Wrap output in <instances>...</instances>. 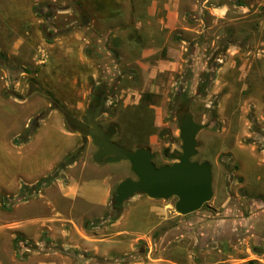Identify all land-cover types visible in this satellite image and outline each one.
Segmentation results:
<instances>
[{
  "label": "rangeland",
  "instance_id": "obj_1",
  "mask_svg": "<svg viewBox=\"0 0 264 264\" xmlns=\"http://www.w3.org/2000/svg\"><path fill=\"white\" fill-rule=\"evenodd\" d=\"M33 9L35 19L23 1L0 0V264H264V235L244 222L252 208L224 150L242 128L243 142L264 149V0H49ZM171 55L178 68L156 70ZM144 93L154 101L139 109ZM104 96L100 120L116 125L114 140L122 141L139 112L141 142L157 166L173 160L166 148L182 152L181 109L208 124L193 159L212 165V199L186 215L175 210L176 197L161 199L168 210L158 218L144 200L115 208V190L103 208L65 200L62 187L79 171L61 167L66 155L76 153L77 165L97 162L92 138L65 112L81 120ZM225 97L226 114L238 115L240 104L243 121L220 117ZM44 112L25 146L15 143ZM130 142L125 147L140 146ZM106 165L87 175L134 177L127 160ZM251 168L249 184L264 174ZM48 175L55 177L38 193L20 194L23 184Z\"/></svg>",
  "mask_w": 264,
  "mask_h": 264
},
{
  "label": "water",
  "instance_id": "obj_2",
  "mask_svg": "<svg viewBox=\"0 0 264 264\" xmlns=\"http://www.w3.org/2000/svg\"><path fill=\"white\" fill-rule=\"evenodd\" d=\"M91 110V109H90ZM102 108L97 110V116ZM68 121L83 136H90L98 147L94 153L97 162H119L127 160L130 163L134 177L120 181L115 189L113 206L119 208L130 197L137 193L146 194L151 198L170 199L176 197L175 210L186 215L199 210L214 194L212 165L207 161L193 159L197 153L198 133L208 124L195 120L190 110L181 109L177 115L182 140V152L164 154L173 158V162L157 166L153 160V152L148 147L129 149L113 141L115 125L107 132L88 112L82 121L65 112ZM91 123L88 126L86 123Z\"/></svg>",
  "mask_w": 264,
  "mask_h": 264
},
{
  "label": "crops",
  "instance_id": "obj_3",
  "mask_svg": "<svg viewBox=\"0 0 264 264\" xmlns=\"http://www.w3.org/2000/svg\"><path fill=\"white\" fill-rule=\"evenodd\" d=\"M23 1L26 8L28 9V14L31 15V18L35 19V17L32 16L33 8L36 7L38 3H44L49 0H20ZM35 5V6H34ZM34 14H36L34 12ZM38 25L41 22V20L38 18ZM169 33L172 34L173 30L177 28V21L175 20V10L172 9V11L169 10L167 14V23L165 25ZM28 33V32H27ZM174 34V33H173ZM24 35V34H23ZM19 37V42L22 43L24 41V36ZM19 45L14 46L10 52L15 53L18 51ZM150 51H147L144 53L143 56H147ZM173 54L172 52L169 53ZM172 57L164 58L159 61V65L156 70H175L178 68L180 61L178 60L177 56L171 55ZM142 97V96H141ZM141 99V98H140ZM140 103V101H139ZM139 103L137 105H139ZM240 104L236 106V112H238V115H228L226 114L227 109V98L221 99L218 104V114L220 117L224 118H237L240 121H243V108ZM242 113L240 114V112ZM235 112V113H236ZM234 113V114H235ZM232 116V117H231ZM262 119H264V115H260ZM258 119H261L258 117ZM135 122H131L130 125H133L131 129L129 128V131L127 132V135H125L122 139V141L114 140L119 145H122L125 147V144L131 143V140H138L140 143L138 147H148L150 148V144L147 142H141L144 141V133L146 132V126H143L141 128H138V126L134 125ZM115 125V124H114ZM242 125V124H241ZM129 126V124H128ZM116 128V125H115ZM242 128V126H241ZM138 132L142 133V136L138 134ZM239 132V131H238ZM247 128H242V131L239 134H235L236 142L234 145L224 149L225 152L229 153V159L231 160V163L236 164L237 168V175L238 180L241 182L239 183V187L241 188L242 195L246 198H248V201L250 202L249 205H251L250 212L244 216L245 223L248 224L249 232L256 234L258 237H261L264 235V174L260 173L261 175L258 177L256 181H254L253 184H249L247 181V167L250 166L251 169H254V171L259 172L258 168H261L262 171L264 170V149H257V145L251 143V142H243V136L244 133H247ZM236 133V132H235ZM70 135H72L70 133ZM77 136V135H75ZM78 138V137H77ZM25 143L20 144L21 146ZM78 145V140H77ZM131 145H133L131 143ZM77 147V146H76ZM136 147V148H138ZM135 147L133 149H136ZM151 149V148H150ZM152 151V150H151ZM153 152V151H152ZM218 154V153H217ZM216 154V156H217ZM153 156L155 157V154L153 152ZM215 156V159H216ZM129 163V161H128ZM78 160L75 162L73 161L72 164L69 165V168H74L77 166L78 173L75 175H72L69 179L66 185L62 187V195L63 198L69 202H71L72 206L76 205L77 203L81 202L87 207L88 209H94L95 207H105L116 189L117 185L122 181L124 178H117L113 173H107L105 175L101 176H91L89 177L87 175V172L90 171L93 167H95L96 170H100L99 168H105L106 165L105 161L102 162H96V163H89V162H83L81 165H77ZM130 166V163H129ZM131 168V167H130ZM257 188V190H256ZM128 200L129 202H134L138 200H144L149 204L150 212L153 213L154 217H162L165 212H167L168 208L164 204V207H160L159 201L161 199L151 198L147 196L146 194L137 193L130 197ZM238 210V209H237Z\"/></svg>",
  "mask_w": 264,
  "mask_h": 264
},
{
  "label": "trees",
  "instance_id": "obj_4",
  "mask_svg": "<svg viewBox=\"0 0 264 264\" xmlns=\"http://www.w3.org/2000/svg\"><path fill=\"white\" fill-rule=\"evenodd\" d=\"M153 96L154 95L152 93H144L141 97L138 108L140 109L144 106H148V105L152 104V102L154 101ZM52 102H53V105L55 107H58L56 101L53 100ZM138 115H140L139 112L135 113V117L132 115V118L134 119L133 121L136 122L135 124L138 126V128L143 129L142 127L145 125L142 124V121H141L142 118H140ZM45 116H46V113L44 112V113H40L37 116L33 117L30 121L28 129L25 131L23 136L20 139H15L14 142L19 144V143H24V142L28 141L29 138L32 136V134L38 129V127L40 126V122L45 118ZM75 154L76 153H72V152L67 154L64 161L61 163V167L66 166V165H70L75 159ZM53 177H55V176L48 175V176L43 177L42 179L38 180L36 183H34L32 185L23 184L21 187L20 194L26 197V196H29L31 194L38 193L43 188V186L50 183V181L53 179ZM157 234H158V232L155 233V235H157ZM21 238H22V236L18 235L16 237L15 242H19V240Z\"/></svg>",
  "mask_w": 264,
  "mask_h": 264
},
{
  "label": "flooded vegetation",
  "instance_id": "obj_5",
  "mask_svg": "<svg viewBox=\"0 0 264 264\" xmlns=\"http://www.w3.org/2000/svg\"><path fill=\"white\" fill-rule=\"evenodd\" d=\"M105 105H106V96H104V97H102L99 101H97V102H95V103H93V104H91L90 105V107H88V109H87V112H86V114H84L82 117H81V120L80 121H82L83 120V118L85 117V116H87V114H88V112H90V114H91V116H92V118L99 124V125H101V127L107 132V129L110 127V125H112V124H105L102 120H100V115L99 116H97V110L98 109H100V108H102V113L104 112V109H105ZM91 109V110H90ZM88 126H91V123H86ZM115 135V134H114ZM85 137H90V136H85ZM113 141H114V136H113V139H112ZM97 149H98V147H97ZM97 151V150H96ZM177 154H179V153H177ZM174 160V159H173ZM173 160L170 162V163H172L173 162ZM165 164H169V163H165ZM162 165H164V164H162ZM161 166V165H160ZM134 178H135V176H134Z\"/></svg>",
  "mask_w": 264,
  "mask_h": 264
}]
</instances>
